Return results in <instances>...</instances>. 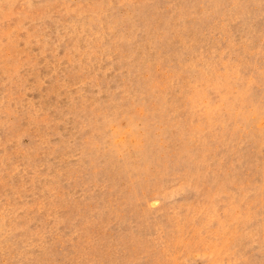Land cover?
Instances as JSON below:
<instances>
[{"label":"rangeland","instance_id":"1","mask_svg":"<svg viewBox=\"0 0 264 264\" xmlns=\"http://www.w3.org/2000/svg\"><path fill=\"white\" fill-rule=\"evenodd\" d=\"M0 264H264V0H0Z\"/></svg>","mask_w":264,"mask_h":264}]
</instances>
